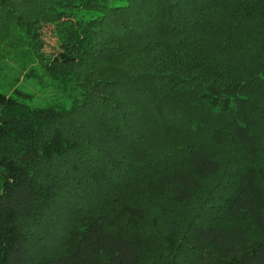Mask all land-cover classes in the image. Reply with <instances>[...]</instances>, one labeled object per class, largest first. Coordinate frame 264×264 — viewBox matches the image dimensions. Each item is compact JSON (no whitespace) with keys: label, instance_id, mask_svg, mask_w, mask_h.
<instances>
[{"label":"trees","instance_id":"obj_1","mask_svg":"<svg viewBox=\"0 0 264 264\" xmlns=\"http://www.w3.org/2000/svg\"><path fill=\"white\" fill-rule=\"evenodd\" d=\"M109 1L0 0V264H264V0Z\"/></svg>","mask_w":264,"mask_h":264},{"label":"rangeland","instance_id":"obj_2","mask_svg":"<svg viewBox=\"0 0 264 264\" xmlns=\"http://www.w3.org/2000/svg\"><path fill=\"white\" fill-rule=\"evenodd\" d=\"M109 2L112 4H122L125 2V0H110ZM41 36L44 40L43 49L46 51L53 50L54 49V39L46 26H43L41 28Z\"/></svg>","mask_w":264,"mask_h":264}]
</instances>
